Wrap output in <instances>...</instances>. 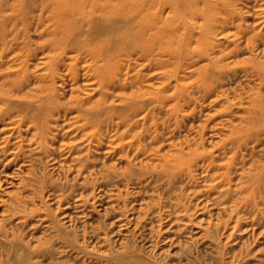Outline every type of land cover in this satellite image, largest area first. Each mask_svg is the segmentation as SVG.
Masks as SVG:
<instances>
[{
  "label": "rangeland",
  "instance_id": "rangeland-1",
  "mask_svg": "<svg viewBox=\"0 0 264 264\" xmlns=\"http://www.w3.org/2000/svg\"><path fill=\"white\" fill-rule=\"evenodd\" d=\"M0 1V43L17 39L7 56L0 44V91L19 86L14 98L28 101L54 90L61 105L42 108L43 148L36 127L19 131L11 119L0 120V264H264V181L253 192L257 183L249 179L264 164V132L241 139V148L231 143L233 127H244L236 136L264 127L250 123L262 117L253 112L255 98L264 104L254 69L264 62V0H230L228 9L220 3L209 19L191 9L212 15L214 1L188 0L186 11L168 4L160 25L168 21L170 36H180L175 55L158 45L149 59L120 54L105 96L88 68L92 53L51 48L71 36L57 27L51 7ZM17 4L28 5L27 18ZM208 40L215 42L209 54L195 52ZM216 58L227 70L215 72L218 83L204 95L200 71L216 70ZM176 70L179 79L169 74ZM179 84L192 94L177 107L174 96L163 104L160 96L174 95ZM102 96L100 127L84 126L77 99L89 107ZM181 151L186 156L169 178L164 165Z\"/></svg>",
  "mask_w": 264,
  "mask_h": 264
},
{
  "label": "bare ground",
  "instance_id": "bare-ground-1",
  "mask_svg": "<svg viewBox=\"0 0 264 264\" xmlns=\"http://www.w3.org/2000/svg\"><path fill=\"white\" fill-rule=\"evenodd\" d=\"M189 1L191 2V4L195 2V0ZM211 1H214L212 5L215 9L212 15H207V12H205L203 8H198V6L194 8L192 7L191 12L198 16H204L205 19H209V17H213L215 16V14H218V12H216V9L218 8L220 3L227 7V9L231 5L230 0ZM157 2H159V4L156 6ZM187 2L188 0H43V5L44 7L52 8V15L55 17V20L58 23L57 27L65 29L66 34L71 35L69 37L67 36L65 38L56 39L51 44V48H54L59 43L60 46L64 49L63 52L70 49H77L78 51H81V55L84 54V52L92 53L88 68L90 71H92L93 75L91 74V76L96 77L98 84L102 90V95L105 96L104 84H108L109 82H111V80L118 78V64L121 58L120 54L129 56L138 55V59H149L152 54L151 52L156 49L155 48L153 50V48L158 45V50L161 53H164L171 57L173 56V54L175 55L176 50L173 51L172 45L176 41H178V38H180V36H170L167 31L168 28L166 27L168 25V21H165L160 25V23L163 21L162 14L164 8L170 3H175L177 8L183 5V9H185L184 11H186L184 5ZM4 5V2L0 1V6L3 7ZM89 6L90 8L88 9ZM26 7L28 10L27 4ZM14 8L17 10V13L19 15L22 14L23 18H27L28 12L25 9L24 5L17 4L16 6H14ZM207 10L212 11L209 4ZM97 12H100V14H97ZM209 23L210 21L208 20V27L206 26L204 29L205 31H208L207 33H211L214 28V26L212 27L211 23ZM0 32L2 33L3 30H1ZM13 40L14 41L11 40V43L8 45L6 42H2L3 44L0 43L2 45V55L7 56L6 54L12 52L10 50L13 48V44L17 39L15 38ZM207 42L208 44L206 46H202L201 44L202 48L199 51L195 52H200L201 55L209 54V50L212 49L211 44H214L215 42L210 43L209 40ZM213 64L218 67L216 68L214 66L216 68V70L214 69L215 71L210 70V68H202V70L200 71V75H202V81H199L202 82L201 86L205 88V92L203 93L204 95L208 94L211 91L209 89H206V87H211L213 86L212 82L215 83L218 81L219 77L216 78L215 72H224L223 70H227L225 69L226 65H222L220 58H216V60L213 61ZM180 66L181 64H179V69ZM21 69L22 72H25L23 74L25 75L28 68L24 60ZM69 69L70 71H73L72 66ZM254 69L261 73V84H264V62H259V64L256 65ZM110 70H112V72ZM176 71H169V74L179 79V72L181 70H178L177 72ZM74 74L76 75L75 72ZM135 77V81H140V74H136ZM51 78H55V75H51ZM7 86L3 87V89L1 88L2 90L0 91V102L4 103L5 105L0 107V120H4L6 117L11 119L9 124L18 127L19 131L24 126H27V129L36 127V129L39 131L38 143L39 146L43 148L44 140H46L47 129L46 122H42V116H44L42 108L45 107L44 104L48 105L49 108L53 107L55 109H60L61 107V105L56 106L57 97L55 96L54 90L49 94L47 93L43 96L37 95L34 97V100L31 99L28 101H24L14 98V95L16 94V92L21 90V87L17 86L15 88H12ZM198 87H200V85H198ZM175 90H177L176 93H174V95H171L170 97L168 95H161V102L165 104L168 101V98L174 96L175 100L177 101L174 104V107H177L179 106L180 100H184L189 94H192V92L189 91L190 87H188V84H179L175 87ZM103 96L101 97L102 100L99 101L95 106L92 105L89 107L85 106L86 102L84 101V99H77L74 108L76 112L79 113L78 118L86 120L84 126L93 124L95 126H98L97 128L100 127L102 122L99 121V119L101 118H99L100 116L97 115L98 113H101L105 110ZM258 100V98H255V105L252 106V109L253 112H256V110H258L261 113L262 117L258 120H251L250 123H252L253 126H257V124L259 125L260 123L264 124V104H262L260 100L258 102ZM94 108H96V110H94ZM126 119H128V116H123L121 122H126ZM243 131V125L240 127L236 126L231 128V143H235L236 148H241V146L243 145V141H241V139L256 137L257 135L264 132V127H262L260 130L250 133L248 132L240 136L234 135L237 132H239L238 134H242ZM7 138H9V136ZM6 142L8 143L9 139H6ZM75 146L76 145H72V147ZM1 149L3 152H5L7 147L5 146ZM192 154L194 155L195 159L202 156L197 152H193ZM184 156H186V153L182 151L180 154L175 153L173 155L175 161L171 164L168 163L166 168L164 165V169L162 171L166 172L165 175L171 178L175 174V171H171L170 167L174 168L175 162L177 160L181 162ZM73 160L75 162L81 163L83 166H86L87 164L86 159L82 157H76L73 158ZM209 167L215 168L213 167L212 162ZM258 169L260 171L259 173H256V175H251L249 177V179H252L254 183H257L256 186L252 188L253 192H259L263 186L264 164L258 165ZM15 260L18 263H21L23 262L24 258L22 259L21 257L16 256ZM150 264L159 263L154 262Z\"/></svg>",
  "mask_w": 264,
  "mask_h": 264
}]
</instances>
